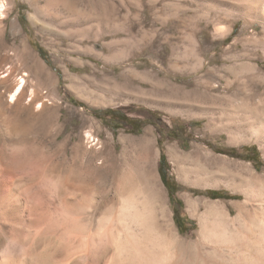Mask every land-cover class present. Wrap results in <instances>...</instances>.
<instances>
[{
    "label": "rangeland",
    "instance_id": "374dc122",
    "mask_svg": "<svg viewBox=\"0 0 264 264\" xmlns=\"http://www.w3.org/2000/svg\"><path fill=\"white\" fill-rule=\"evenodd\" d=\"M243 1L0 0V138L8 147L0 163L19 170L18 183L29 184L34 176L36 185L46 186L64 177L76 182L87 162V178L99 199L115 197L123 178L133 174L132 167L147 174L153 165L179 234L198 231L186 194L239 200L230 199L234 195L228 189L193 184L200 176L199 147L252 164L264 174V153L255 139L245 132L248 141L230 146L223 128L234 101L251 94L256 84L249 77L250 66L257 64L264 72L260 45L237 41L245 25L238 6ZM230 3L238 6L234 28L224 35L227 41L218 42V33L227 30L221 18ZM192 28L194 44L188 37ZM248 31L264 39L260 24ZM236 43L239 52L235 48L230 56L237 55L238 62H232L227 51ZM205 70H213L212 79ZM21 77L24 91L9 104ZM205 79L221 87L206 88ZM228 80L240 88L247 84V90H227ZM260 98L263 89L257 93ZM107 110L136 121L137 129L104 115ZM210 122L218 126L212 133L207 130ZM16 142L33 146L25 150ZM108 146L119 157L113 170L106 161ZM190 154L194 163L181 160ZM162 156L166 181L159 171ZM45 172L51 178L39 177ZM49 242L54 249L57 244Z\"/></svg>",
    "mask_w": 264,
    "mask_h": 264
},
{
    "label": "bare ground",
    "instance_id": "6f19581e",
    "mask_svg": "<svg viewBox=\"0 0 264 264\" xmlns=\"http://www.w3.org/2000/svg\"><path fill=\"white\" fill-rule=\"evenodd\" d=\"M232 3L229 11L227 9L229 13L221 18L227 30L218 33L222 37L218 42H225L224 35L233 31V13L239 6L245 25L237 41L245 45L255 42L264 50V39L259 41L256 31L248 35V30L257 24L264 32V0H244L238 6ZM188 31L189 41L194 44V28ZM237 43L229 47V56ZM227 58L232 62L238 59L237 55ZM250 69L253 73L249 77L252 76L256 84L251 94L234 101L223 128L227 132L226 144L236 146L246 142L245 134L249 133L264 153V98L257 99L259 90H264V72L257 64ZM189 70L193 71L194 65L190 64ZM212 72L208 70L205 76L212 79ZM25 83L23 77L18 80L9 104L22 94ZM212 83L209 79L202 82L206 88L221 87ZM236 83L228 80L226 89L232 90ZM247 87L244 84L236 90L243 92ZM217 128L214 122L207 125L211 133ZM16 144L23 145L25 150L33 146ZM7 148L6 141L0 138V154ZM106 149V161L109 170H113L119 157L109 146ZM197 150L201 153L196 160L200 176L195 171L197 177L193 184L228 189L234 195L230 199L237 196L239 200L194 199L195 193L186 194L188 210L199 221L198 231L186 237L181 236L175 226L153 165L147 174H139V170L132 167L133 174L123 178L115 197L107 194L99 199L87 178V162L76 182L64 177L46 186L36 185L34 176L29 178V184H20L21 181L15 180L18 169L12 164L0 163V264H264V174L252 164L217 155L210 148ZM181 160L192 163L194 158L191 154L182 155ZM39 177L51 178V174L41 173ZM49 241L57 244L54 249L48 248Z\"/></svg>",
    "mask_w": 264,
    "mask_h": 264
},
{
    "label": "trees",
    "instance_id": "16d2710c",
    "mask_svg": "<svg viewBox=\"0 0 264 264\" xmlns=\"http://www.w3.org/2000/svg\"><path fill=\"white\" fill-rule=\"evenodd\" d=\"M104 115L116 117V118H118L119 120H121L123 122H127V123L131 124L133 130L137 129V122L128 119L125 115H122L119 111L107 110V111L104 112ZM165 162H166V158L164 156H162L161 160H160L159 171H160L161 176H162L164 181H166V177H167L166 173L164 172ZM172 192H173V190H172Z\"/></svg>",
    "mask_w": 264,
    "mask_h": 264
}]
</instances>
